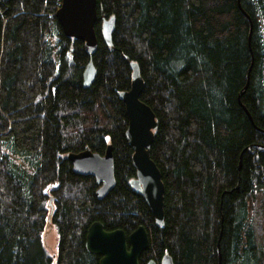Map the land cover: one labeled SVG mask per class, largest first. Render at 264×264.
I'll use <instances>...</instances> for the list:
<instances>
[{"label":"trees","instance_id":"1","mask_svg":"<svg viewBox=\"0 0 264 264\" xmlns=\"http://www.w3.org/2000/svg\"><path fill=\"white\" fill-rule=\"evenodd\" d=\"M60 3L0 0V264H98L84 246L96 220L126 234L143 225L140 264L165 253L174 264H264V0H97L88 87L90 55L63 33ZM102 16L116 19L111 46ZM131 63L157 121L161 227L129 184L136 169L119 93ZM108 145L116 184L99 200L67 155ZM49 200L55 257L41 239Z\"/></svg>","mask_w":264,"mask_h":264},{"label":"water","instance_id":"2","mask_svg":"<svg viewBox=\"0 0 264 264\" xmlns=\"http://www.w3.org/2000/svg\"><path fill=\"white\" fill-rule=\"evenodd\" d=\"M55 17L67 37L84 42V49L90 58L83 70L82 80L83 86L88 87L96 75L91 56L98 45L94 31L97 20V0H61ZM115 21L114 16L101 17L100 35L108 46L112 45ZM131 66L133 71L130 88L119 93L128 121L126 140L133 150L132 163L136 169V176L130 180L129 184L146 202L156 226L161 227L164 225V184L160 170L150 156L157 121L151 107L140 99L144 83L139 68L136 63H131ZM258 147L261 150L264 149V145ZM67 159L75 174L91 176L94 179L97 184L94 195L97 199L105 198L115 187L111 145L107 146L104 154L86 148L78 152H70ZM48 204H50V210L47 224L53 211L51 200ZM84 246L88 253L100 256L98 264H140L139 257L149 246V236L146 228L141 224L126 234L121 228L106 230L103 224L96 220L87 228ZM144 264H174V262L172 256L165 253L158 263L151 258Z\"/></svg>","mask_w":264,"mask_h":264},{"label":"rangeland","instance_id":"3","mask_svg":"<svg viewBox=\"0 0 264 264\" xmlns=\"http://www.w3.org/2000/svg\"><path fill=\"white\" fill-rule=\"evenodd\" d=\"M41 239L47 253L55 257L57 254L58 236L56 228L53 225L47 224L41 234Z\"/></svg>","mask_w":264,"mask_h":264},{"label":"bare ground","instance_id":"4","mask_svg":"<svg viewBox=\"0 0 264 264\" xmlns=\"http://www.w3.org/2000/svg\"><path fill=\"white\" fill-rule=\"evenodd\" d=\"M82 83H83V80H82ZM247 83H248V78H247ZM133 154V153H132ZM153 160V159H152ZM154 161V160H153ZM155 162V161H154ZM239 166H240V162H239ZM97 185V184H96ZM97 188V187H96Z\"/></svg>","mask_w":264,"mask_h":264},{"label":"flooded vegetation","instance_id":"5","mask_svg":"<svg viewBox=\"0 0 264 264\" xmlns=\"http://www.w3.org/2000/svg\"><path fill=\"white\" fill-rule=\"evenodd\" d=\"M100 259V258H99Z\"/></svg>","mask_w":264,"mask_h":264}]
</instances>
